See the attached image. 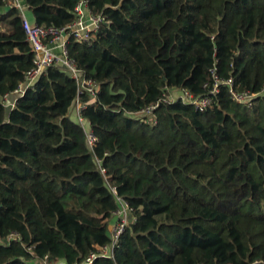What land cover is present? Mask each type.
I'll return each instance as SVG.
<instances>
[{"label": "trees", "instance_id": "trees-1", "mask_svg": "<svg viewBox=\"0 0 264 264\" xmlns=\"http://www.w3.org/2000/svg\"><path fill=\"white\" fill-rule=\"evenodd\" d=\"M0 0V97L32 66L17 9ZM78 0H21L38 25L65 26ZM106 14L91 44L67 42L98 82L83 116L73 80L51 66L11 109L0 103V264H72L109 242L117 207L135 222L92 264L264 263V92L250 107L221 86L203 111L175 100L128 115L168 88L198 96L219 77L264 85V0H89ZM4 9V11H2ZM96 158L100 159L98 162ZM101 168L105 169V175ZM17 233V240L8 236Z\"/></svg>", "mask_w": 264, "mask_h": 264}, {"label": "built area", "instance_id": "built-area-1", "mask_svg": "<svg viewBox=\"0 0 264 264\" xmlns=\"http://www.w3.org/2000/svg\"><path fill=\"white\" fill-rule=\"evenodd\" d=\"M9 7L15 8L19 12L20 22L25 34L26 42L32 53V66L26 70L22 81L18 86L5 93L0 97V103L6 108L11 109L18 97L22 96L25 91L34 86V83L51 66L59 67L63 70L75 83L76 93L72 100V110L74 120L80 124L85 132V139L88 148L92 151L97 142V136L93 132L90 122L83 116V110L89 101H84L87 96L89 100H93L99 89L98 82L89 78L80 70L75 59L70 55L67 42L69 39L77 43L91 44L97 32L102 25L109 21L103 12H93L89 6V0H78L73 7V20L62 27L53 25L43 26L31 21L27 15V8L22 5L21 0H10ZM211 82H205L202 86L204 93L198 96L184 88H168L165 87L164 94L156 101L140 108L136 111L127 112L128 115L139 118L140 120L150 118L161 103L173 102L181 100L182 102L193 105L196 110L203 111L210 107L214 98L219 93L221 86L227 88L228 94L232 101L250 107L254 97L264 92L262 88L254 92L249 88L237 90L234 87V80L231 76L222 78L217 75L215 68L210 69ZM177 92V96L171 93ZM99 162L100 159L96 158ZM101 172L105 175V169L101 168ZM115 196L117 207L112 211V220L108 226L109 242L95 246L88 255L81 261L72 264H92L97 257H112L113 250L119 244V238L125 228L135 222L136 217L133 214V208L130 204L118 195L116 187L110 186ZM17 233L12 232L8 236V240H17ZM47 255L42 259V263L46 264ZM201 264V263H198ZM253 264H264L261 261H255Z\"/></svg>", "mask_w": 264, "mask_h": 264}, {"label": "crops", "instance_id": "crops-1", "mask_svg": "<svg viewBox=\"0 0 264 264\" xmlns=\"http://www.w3.org/2000/svg\"><path fill=\"white\" fill-rule=\"evenodd\" d=\"M2 11H4V9H2ZM29 19L31 20L32 19V16L27 13ZM67 112L68 114L71 116V117H74V113H73V110H72V102L69 103V105L67 106ZM112 220V219H111ZM111 222V221H110Z\"/></svg>", "mask_w": 264, "mask_h": 264}, {"label": "rangeland", "instance_id": "rangeland-1", "mask_svg": "<svg viewBox=\"0 0 264 264\" xmlns=\"http://www.w3.org/2000/svg\"><path fill=\"white\" fill-rule=\"evenodd\" d=\"M171 95L174 97V96H177V92H172Z\"/></svg>", "mask_w": 264, "mask_h": 264}]
</instances>
